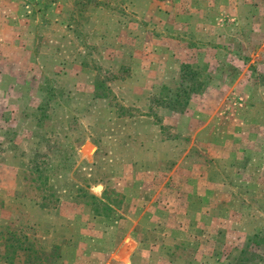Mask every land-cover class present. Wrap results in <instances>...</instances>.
<instances>
[{
	"label": "rangeland",
	"instance_id": "1",
	"mask_svg": "<svg viewBox=\"0 0 264 264\" xmlns=\"http://www.w3.org/2000/svg\"><path fill=\"white\" fill-rule=\"evenodd\" d=\"M0 264H264V0H0Z\"/></svg>",
	"mask_w": 264,
	"mask_h": 264
},
{
	"label": "trees",
	"instance_id": "2",
	"mask_svg": "<svg viewBox=\"0 0 264 264\" xmlns=\"http://www.w3.org/2000/svg\"><path fill=\"white\" fill-rule=\"evenodd\" d=\"M81 1H78V5L79 4H81L80 3ZM96 4H97V2H95ZM184 68H189L188 66H184ZM177 89V91L175 92V100H177L178 101V99H179V97H181V96H183V95H181L182 93L184 94V98H187V100H189V98H188V94H189V92H188V90L185 88V84H183V81H182V83L180 84V88H176ZM182 91V92H181ZM187 95V96H186ZM173 99H170V101H169V106L170 107H173V108H176L177 107V105L176 104H173L175 101H172ZM188 101H186V103H187Z\"/></svg>",
	"mask_w": 264,
	"mask_h": 264
}]
</instances>
